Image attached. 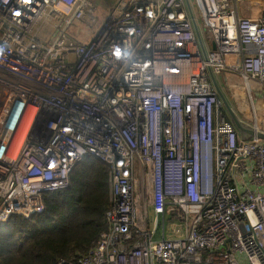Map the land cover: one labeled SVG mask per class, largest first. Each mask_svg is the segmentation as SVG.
<instances>
[{
    "label": "built area",
    "instance_id": "built-area-1",
    "mask_svg": "<svg viewBox=\"0 0 264 264\" xmlns=\"http://www.w3.org/2000/svg\"><path fill=\"white\" fill-rule=\"evenodd\" d=\"M189 1L205 57L185 0H116L84 42L95 0H0V229L92 156L107 228L57 264H264V139L209 74L264 133V0Z\"/></svg>",
    "mask_w": 264,
    "mask_h": 264
},
{
    "label": "trees",
    "instance_id": "trees-1",
    "mask_svg": "<svg viewBox=\"0 0 264 264\" xmlns=\"http://www.w3.org/2000/svg\"><path fill=\"white\" fill-rule=\"evenodd\" d=\"M69 180L67 188L43 195L42 213L9 218L0 229V264H57L95 245L107 228V167L86 156Z\"/></svg>",
    "mask_w": 264,
    "mask_h": 264
},
{
    "label": "rangeland",
    "instance_id": "rangeland-1",
    "mask_svg": "<svg viewBox=\"0 0 264 264\" xmlns=\"http://www.w3.org/2000/svg\"><path fill=\"white\" fill-rule=\"evenodd\" d=\"M92 2L94 3V0H92ZM191 2L195 15L199 18V14L194 0H191ZM95 4L96 8L93 12L95 23L93 25L88 26L83 21H74L69 27L70 35L78 41L84 42L90 40L92 34L99 28L101 22L107 14V5H109V0H95ZM222 84L223 91L230 104L232 105L233 109L237 112L238 115L243 116L245 118L247 111L243 95H240L239 92L234 89V87H232L231 85H224L223 82Z\"/></svg>",
    "mask_w": 264,
    "mask_h": 264
},
{
    "label": "water",
    "instance_id": "water-1",
    "mask_svg": "<svg viewBox=\"0 0 264 264\" xmlns=\"http://www.w3.org/2000/svg\"><path fill=\"white\" fill-rule=\"evenodd\" d=\"M185 3H186V7L188 10L190 19H191L192 24H193L195 36H196L198 44L201 48L202 54L205 57L206 52H205L204 44L202 42V37H201L199 28L197 26V23L195 21V18H194L193 12H192L190 1L185 0ZM209 74H210V80H211L212 86H213L224 110L226 111L230 121L234 125V127L237 130L240 137L242 139H246V140L252 139L254 137L264 139V133L259 132V131H255L254 128H252L249 124H247L245 121H243L241 119L240 115L237 114V112L233 109L232 105L230 104L229 100L227 99V97H226V95L222 89V86L219 83V81L217 80V78L214 76V74L211 71Z\"/></svg>",
    "mask_w": 264,
    "mask_h": 264
},
{
    "label": "crops",
    "instance_id": "crops-1",
    "mask_svg": "<svg viewBox=\"0 0 264 264\" xmlns=\"http://www.w3.org/2000/svg\"><path fill=\"white\" fill-rule=\"evenodd\" d=\"M116 0H109V5H107V7H110L111 5H113V3L115 2Z\"/></svg>",
    "mask_w": 264,
    "mask_h": 264
}]
</instances>
